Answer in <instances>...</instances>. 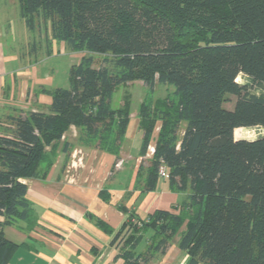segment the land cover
I'll use <instances>...</instances> for the list:
<instances>
[{
    "label": "trees",
    "instance_id": "trees-1",
    "mask_svg": "<svg viewBox=\"0 0 264 264\" xmlns=\"http://www.w3.org/2000/svg\"><path fill=\"white\" fill-rule=\"evenodd\" d=\"M27 29L48 26L50 40L86 52L71 65L68 86L43 89L46 112L5 117L0 132V264L18 244L3 228L35 224L21 180L49 167L57 143L71 126L79 144L118 156L129 122V103L111 105L119 84L141 81L150 90L175 87L171 95L142 101L140 156L154 141L144 191L156 188L160 166L169 186L189 191L173 210L145 219L127 214L111 240L127 264H148L180 233L187 264H264V135L236 139L241 128H264V0H18ZM49 54L50 52L47 51ZM88 53V54H87ZM89 53L104 55L98 66ZM239 75L244 82H237ZM226 94L236 96L232 109ZM185 124L182 136L178 132ZM65 149V148H64ZM144 170L142 165L140 171ZM106 190L101 192L104 193ZM154 232L143 254L135 246Z\"/></svg>",
    "mask_w": 264,
    "mask_h": 264
},
{
    "label": "crops",
    "instance_id": "crops-1",
    "mask_svg": "<svg viewBox=\"0 0 264 264\" xmlns=\"http://www.w3.org/2000/svg\"><path fill=\"white\" fill-rule=\"evenodd\" d=\"M30 31L21 17L0 18V118L27 111L46 112L51 97L42 90L64 86L55 84L52 69L45 70L38 59L32 58L28 48ZM18 33L25 38L26 52L22 57L16 48H3ZM48 38L45 57L55 52L74 53L63 42ZM124 101L113 105L111 100V105L119 108ZM142 101L135 107L128 101L129 122L118 156L80 145L81 130L71 125L57 143L51 165L41 163L39 177L21 180L27 186L26 197L35 224L28 228L20 220L4 226L5 237L19 245L7 264H127L117 255L122 243H111L127 216L119 207L123 206L136 219H145L158 209L173 210V206L186 199L189 191L171 188L166 178H159L154 190H143L145 168L151 155L148 151L145 156L139 155L143 133L139 129L138 108ZM184 126L179 129V138ZM150 145L154 146L153 140ZM140 165L144 170L139 174ZM103 190L106 192L101 194ZM3 221L0 215V223ZM184 229L185 225L170 238L164 252H153L148 264H187L189 257L178 246ZM153 235L152 230L146 231L134 253H145Z\"/></svg>",
    "mask_w": 264,
    "mask_h": 264
},
{
    "label": "rangeland",
    "instance_id": "rangeland-1",
    "mask_svg": "<svg viewBox=\"0 0 264 264\" xmlns=\"http://www.w3.org/2000/svg\"><path fill=\"white\" fill-rule=\"evenodd\" d=\"M0 18H7L12 20L20 19L19 16V4L18 0H0ZM49 31L48 26L45 28L41 26V34L37 30L30 31L29 35V51L31 53L32 58L38 59L39 62L43 64V68L45 70L49 69L51 71V74H53L55 84L58 85H64L63 87L68 86V72L71 65L77 63L80 58L82 57L83 53L86 54V52H59L54 53L49 57H45L44 51H45V40L47 36L50 40V35H47ZM24 36L21 33H18L16 35V39L14 41H10L8 39L7 43L4 45V49L16 48L17 52L21 55L24 52H26V46H25V40ZM34 49V50H33ZM4 50V51H5ZM88 54V53H87ZM92 55L94 59L93 66H98L104 55L97 54V53H89ZM42 59V60H41ZM37 61V62H38ZM237 82H244L245 77L243 75H239L236 78ZM175 87L171 84H159L157 85L154 90H150L147 87H144L140 85L139 82H134L131 85L128 84H119L113 93L112 96V104L117 105L119 101H122L124 99H128V101L131 103L132 107H135L139 104V101L145 100H154L155 98H161L165 97L166 95H172L174 92ZM236 101V96L231 94H226L224 97L223 106L226 109H232L234 106V103ZM184 126H181V130ZM9 125L7 123V120L5 117L0 118V132H2L5 129H8ZM241 128V131L239 133V136L235 137L236 139H247V140H253L257 138L258 136L264 135V128L263 127H239Z\"/></svg>",
    "mask_w": 264,
    "mask_h": 264
},
{
    "label": "built area",
    "instance_id": "built-area-1",
    "mask_svg": "<svg viewBox=\"0 0 264 264\" xmlns=\"http://www.w3.org/2000/svg\"><path fill=\"white\" fill-rule=\"evenodd\" d=\"M147 151L150 155H152V153L154 151V146L148 145ZM118 165H119V163L116 164V166H118ZM166 174H167L166 168L164 166H160L159 171H158L159 178H165Z\"/></svg>",
    "mask_w": 264,
    "mask_h": 264
}]
</instances>
